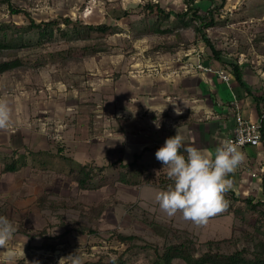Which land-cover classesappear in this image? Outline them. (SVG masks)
I'll use <instances>...</instances> for the list:
<instances>
[{
	"label": "rangeland",
	"instance_id": "1",
	"mask_svg": "<svg viewBox=\"0 0 264 264\" xmlns=\"http://www.w3.org/2000/svg\"><path fill=\"white\" fill-rule=\"evenodd\" d=\"M221 2L195 0V5L207 15ZM157 5L175 13L187 7L185 0H0V27L9 25V30H24L31 18L61 17L112 27L105 33L71 29L42 40L34 31L27 35L31 44L3 52L24 65L0 74V98L11 111L18 107L30 117L29 128L42 133L50 150L57 151L43 155L33 144L7 143L11 127L0 130V216L16 228L8 246L16 252L12 264H58L77 250L82 263L120 259L165 264V248L182 238L191 239L197 253L241 250L250 259L264 255L261 198L229 190L228 208L207 224L197 225L182 214L176 222L152 212L149 205L161 190L155 187L166 189L173 183L163 184L170 180L164 169L130 165L120 158L129 124L119 120H128L135 106L130 98L144 95L138 84L153 76L172 81L196 54L203 62L212 56L194 30L196 20L158 18ZM11 7L26 14L13 13ZM215 15L216 22L206 30L221 60L226 66L237 61L260 77L264 91V0H226ZM78 162L91 175L85 187L79 184L85 173ZM7 163H15L17 170L5 171ZM135 185L145 186L138 192L142 200L133 195ZM247 198H252L250 204ZM119 235L136 238L122 242ZM0 264H9L3 249ZM171 264L186 262L175 258Z\"/></svg>",
	"mask_w": 264,
	"mask_h": 264
},
{
	"label": "crops",
	"instance_id": "2",
	"mask_svg": "<svg viewBox=\"0 0 264 264\" xmlns=\"http://www.w3.org/2000/svg\"><path fill=\"white\" fill-rule=\"evenodd\" d=\"M195 61L196 59L193 60V62ZM204 63L213 65L215 68L222 66V68H230L222 60L212 56L204 58ZM241 67L245 87L240 84L234 74H232L230 82L227 83L214 72L187 71V69L183 70L182 75L172 78L173 80L169 82L160 76L150 77V80L145 81L146 84H138L139 82L136 80L137 87L144 88V95L134 94L129 102L130 104L135 103V106L129 110L128 120L123 121L121 117L119 120L125 122L124 124H129L128 140L121 143L120 158L123 159V162L136 166L149 164L163 169V165L155 158V152L164 145L168 137L174 136L177 130L184 137L185 147L194 146L214 154L219 143L226 140L237 124L236 108L233 105L235 100L238 101L242 114L250 121L264 120V101L260 103L258 109L256 100V96L264 94L261 89V79L257 76V80V77L247 72L243 66ZM164 107V111L160 114ZM176 107L181 109V115L175 114ZM26 120H29V123ZM157 123L160 125L159 128L156 126ZM30 125H32V119L30 117L27 119L25 114L18 110V107L15 112L11 111L9 126L11 129L6 131L5 142L16 141L24 145L33 144L34 151H39L43 155L53 154L55 156L54 152L57 151L50 150L49 141L42 136V133L32 127L29 128ZM32 134L37 135V139L32 140ZM9 138L11 139L9 140ZM240 150L246 154V160L234 173L229 175L228 178L233 182L230 191L235 195L240 194L242 197L255 195L263 200L264 141L262 140L259 145L243 147ZM181 153L186 155L183 148ZM78 163L82 166L84 164L83 162ZM254 171H257L259 176H253L252 172ZM164 172H166L165 169ZM164 182L163 184L173 181ZM135 186L139 187H136L133 195L142 200L143 198L138 192L145 186ZM145 201L148 200L145 199ZM149 203L152 212L158 213L162 217L172 218L176 222L180 220V213L176 216H168L160 209L155 199H150Z\"/></svg>",
	"mask_w": 264,
	"mask_h": 264
},
{
	"label": "clouds",
	"instance_id": "3",
	"mask_svg": "<svg viewBox=\"0 0 264 264\" xmlns=\"http://www.w3.org/2000/svg\"><path fill=\"white\" fill-rule=\"evenodd\" d=\"M175 114H182L179 107L175 108ZM10 123L9 103L0 99V130L7 129ZM156 126L159 128V123ZM182 148L186 155L181 153ZM155 158L173 181L166 190H160L155 195L160 209L170 217L180 213L187 221L205 225L210 218L228 208L229 201L225 199V194L233 187L228 177L246 160V154L232 140L221 141L214 154L194 146L185 147L184 137L177 130L155 152ZM15 231L13 223L7 217L0 216V249L5 251L9 264L16 257V252L8 247ZM58 264H82L78 250L66 258H60Z\"/></svg>",
	"mask_w": 264,
	"mask_h": 264
},
{
	"label": "trees",
	"instance_id": "4",
	"mask_svg": "<svg viewBox=\"0 0 264 264\" xmlns=\"http://www.w3.org/2000/svg\"><path fill=\"white\" fill-rule=\"evenodd\" d=\"M8 1V0H7ZM215 3L216 0H210ZM222 2L217 6L210 7L208 9L207 15H202L200 13L199 8L195 5V0H185L187 5L186 9L182 12H173L168 11L167 9L160 7L157 5L156 11L158 18H162L164 20H169L172 15H175L178 18H186L189 17L192 21H197L194 24V30L197 34L200 35L205 44L210 48L212 56L221 60V53L212 43L208 33L207 28L212 26L216 22L215 13L219 8L224 6L226 0H221ZM13 13H19L23 11L26 14L25 10L20 8L11 7ZM61 24H64L65 27L62 28ZM3 27H6L2 29ZM3 31L0 32V74L3 72L19 68L24 65L22 60L19 57H7L3 52L8 49L21 48L31 44V38L28 37V33L36 31L40 37V39H51L55 37L57 32L68 34L69 30L72 29L74 32L83 33L86 31H97L100 33L108 32L112 29L111 25L107 23L101 24H85L82 22H75L71 20L69 17H61V18H53L46 21L37 22L34 19H30V23L25 27L24 30L19 31L18 29H11L9 25H3L0 27ZM157 28V27H156ZM160 32H166L169 29H160L157 28ZM230 69L232 73L235 75L236 79L245 87V83L243 81V69L241 65L236 62H231ZM256 100L258 102L257 107L260 108V103L264 101V94L256 96ZM262 140L264 141V120L262 119ZM17 165L15 163H7L4 166L5 171H14L16 170ZM81 170L83 171L84 176L80 178L79 184L82 187L87 185V181L91 178L90 172L87 171V168L81 166ZM262 187L264 194V175L262 179ZM252 198H247V203H251ZM264 204V199L262 200ZM120 241L125 242L129 240H133L136 238L133 235H119ZM131 246V245H130ZM162 259L165 264H171V262L175 258L182 259L186 262V264H264V255H258L252 259L246 258L243 251L237 250L232 253H221L218 251L207 250L202 253H197L195 243L191 239L182 238L178 243L170 245L165 248L162 253ZM158 263V261H156ZM82 264H126L124 261L120 259H110L105 262L102 259H98L93 262H84Z\"/></svg>",
	"mask_w": 264,
	"mask_h": 264
},
{
	"label": "built area",
	"instance_id": "5",
	"mask_svg": "<svg viewBox=\"0 0 264 264\" xmlns=\"http://www.w3.org/2000/svg\"><path fill=\"white\" fill-rule=\"evenodd\" d=\"M196 56L195 62L191 61L187 65H184L187 71L214 72L227 83L230 82L233 74L230 68H213L202 61L200 54H197ZM233 105L236 108L237 124L234 130L227 136L226 140H232L239 144L240 148L259 145L262 142L261 121L252 122L246 118L242 114L237 100L234 101ZM252 175L259 176L257 171L252 172Z\"/></svg>",
	"mask_w": 264,
	"mask_h": 264
}]
</instances>
